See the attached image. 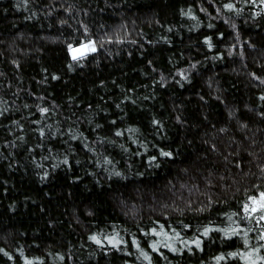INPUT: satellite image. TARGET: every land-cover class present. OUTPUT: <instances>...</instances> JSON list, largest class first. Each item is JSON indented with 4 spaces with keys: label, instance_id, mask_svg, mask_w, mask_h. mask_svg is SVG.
Masks as SVG:
<instances>
[{
    "label": "trees",
    "instance_id": "trees-1",
    "mask_svg": "<svg viewBox=\"0 0 264 264\" xmlns=\"http://www.w3.org/2000/svg\"><path fill=\"white\" fill-rule=\"evenodd\" d=\"M261 97V0H0V264H264Z\"/></svg>",
    "mask_w": 264,
    "mask_h": 264
},
{
    "label": "snow or ice",
    "instance_id": "snow-or-ice-1",
    "mask_svg": "<svg viewBox=\"0 0 264 264\" xmlns=\"http://www.w3.org/2000/svg\"><path fill=\"white\" fill-rule=\"evenodd\" d=\"M261 2L264 3V0H261ZM226 7L231 10L233 8V5L228 4V5H226ZM207 42L208 41H206V43ZM83 47H90V46L85 45ZM91 51H95V48H91ZM72 58H73V60H77V59H80L82 57H77L76 55H73ZM261 99H264V97H261ZM41 111L42 112H46L47 109H41ZM119 134L120 133H117V135H119ZM162 154L165 155V156H170L171 155V153H167V152L162 153ZM243 210H244V212L246 214H249L248 215L249 219H252L254 214L260 213V215L256 218L257 219V223H260L261 221H264V192H260L256 196L249 197V202L244 204ZM229 219H231V217H229ZM212 230L213 229L206 228L204 230V232H203V235L207 236L208 233L210 231H212ZM216 230L217 231H221V229H216ZM222 231L224 232L225 238H231V236L238 234L236 229H232L231 231H229L228 229H223ZM246 236H247V232H245V237ZM91 239L93 241H95L96 243H100V241L95 236L91 237ZM259 239L264 240V231H262L260 233ZM200 243L201 242L199 240L195 241V244L197 245V247H199ZM245 246L247 247V240H245ZM261 247H264V245H261ZM0 251H2V250H0ZM255 251L259 252V248L255 249ZM252 254H253L252 252H249L247 254L239 253V255H241V257L244 258V259H247L248 257L252 256ZM231 255L236 256V255H238V253H232ZM222 258L223 257H221V259ZM253 264H255V261H253Z\"/></svg>",
    "mask_w": 264,
    "mask_h": 264
},
{
    "label": "rangeland",
    "instance_id": "rangeland-1",
    "mask_svg": "<svg viewBox=\"0 0 264 264\" xmlns=\"http://www.w3.org/2000/svg\"><path fill=\"white\" fill-rule=\"evenodd\" d=\"M85 45H88L90 47H83ZM91 48H94V46L91 43H89V44H84V45H82L76 49H73L71 51L72 57H73V55H76L77 57H84L87 54L93 52V51H91Z\"/></svg>",
    "mask_w": 264,
    "mask_h": 264
}]
</instances>
